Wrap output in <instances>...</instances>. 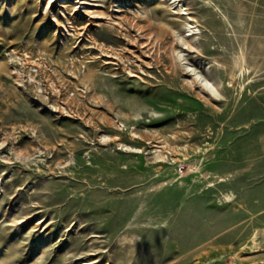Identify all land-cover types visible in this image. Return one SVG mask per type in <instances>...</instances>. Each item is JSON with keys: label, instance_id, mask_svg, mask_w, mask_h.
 <instances>
[{"label": "rangeland", "instance_id": "rangeland-1", "mask_svg": "<svg viewBox=\"0 0 264 264\" xmlns=\"http://www.w3.org/2000/svg\"><path fill=\"white\" fill-rule=\"evenodd\" d=\"M0 264H264V0H0Z\"/></svg>", "mask_w": 264, "mask_h": 264}, {"label": "bare ground", "instance_id": "bare-ground-1", "mask_svg": "<svg viewBox=\"0 0 264 264\" xmlns=\"http://www.w3.org/2000/svg\"><path fill=\"white\" fill-rule=\"evenodd\" d=\"M211 82L209 80L202 81V84L207 90L210 91L211 94H215L216 92L214 91L213 87L210 84ZM219 180H225V177L222 175H219Z\"/></svg>", "mask_w": 264, "mask_h": 264}]
</instances>
